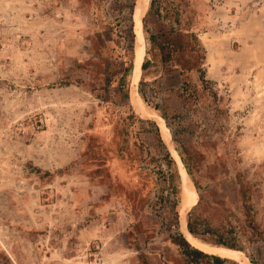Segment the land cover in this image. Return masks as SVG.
I'll list each match as a JSON object with an SVG mask.
<instances>
[{"label": "rangeland", "instance_id": "rangeland-1", "mask_svg": "<svg viewBox=\"0 0 264 264\" xmlns=\"http://www.w3.org/2000/svg\"><path fill=\"white\" fill-rule=\"evenodd\" d=\"M136 1L0 0V264H190L179 165L125 73ZM241 1L149 0L135 96L195 189L188 232L264 264V40Z\"/></svg>", "mask_w": 264, "mask_h": 264}, {"label": "bare ground", "instance_id": "bare-ground-1", "mask_svg": "<svg viewBox=\"0 0 264 264\" xmlns=\"http://www.w3.org/2000/svg\"><path fill=\"white\" fill-rule=\"evenodd\" d=\"M139 31H140V42L137 44L138 47V60L136 61V70L137 75L139 74L141 70V65L143 61L144 51H145V38L142 32V26L139 24ZM137 78L136 77L133 81V86L131 87V93L134 96L132 99L133 104L136 106V109L139 114H141L144 117L150 118L151 120L155 121L161 131V137L164 140V142L168 145L169 150L175 158L177 164L179 165V174L181 177V210H180V216L182 217V225H181V231L185 234L186 238L190 241L191 245L199 250L207 251L210 253H215L224 257L229 258L231 261L236 262L238 264H251L250 261L247 260V258L238 250H233L221 246H213L206 243L201 242L200 240L196 239L190 232L187 230V219H186V209L187 207L192 203L191 202V193L194 194L195 197V189L193 187V184L185 170L184 164L182 162V158L180 154L175 150L174 146L170 142V139L168 137V132L166 129L165 121L162 118V116L157 113L156 111L144 107L142 102H140L139 97L138 100L136 98L137 93ZM132 96V97H133ZM141 103V104H140ZM143 106V107H142ZM180 217V218H181Z\"/></svg>", "mask_w": 264, "mask_h": 264}, {"label": "trees", "instance_id": "trees-1", "mask_svg": "<svg viewBox=\"0 0 264 264\" xmlns=\"http://www.w3.org/2000/svg\"><path fill=\"white\" fill-rule=\"evenodd\" d=\"M152 4H153V2H152ZM133 32H134L133 29H131L129 32L122 33L123 35H127V37L131 38L130 49L126 50V55H128V57H130V66L125 71L126 75L129 72H131L134 68V62L131 61L135 57L134 56L135 55L134 44L132 43V41L134 42V40H135V35ZM146 68H147V63L143 66L144 70ZM109 79L110 78H107L106 81H109ZM203 80L205 81V77H203ZM150 124H152L155 127V132L157 134L159 142L164 146L165 143L163 142V140L161 138V133H160L159 127L155 123L150 122ZM166 163H167L168 170L170 171V173H172L173 164L175 162H174L170 153H167V155H166ZM170 178L172 181V185H175V183L173 182L172 174H171ZM179 180H180V178H179ZM173 187H174V194H175V198H176V201L174 203V207L176 208V211H177L176 216H177V220H178L179 212H178L177 208L180 207L179 205L181 204L180 203L181 197H180V193L178 191L177 186L175 185ZM188 228H189V232L192 235H194L195 237L202 238L206 241H211L212 243H214L218 246H221V247H225V248H229V249H233V250L239 249L236 242H234V241L230 242L229 240H226L224 235L221 234V232L218 230L210 229V228H207L206 230H199L194 226V224L192 222L189 223ZM174 242L178 246H180V249L182 251L183 256L185 257L187 262H189L190 264H230V262L228 260H224V259H221V258L216 257V256L208 255V254L194 248L188 242V240L186 238H184L183 235L176 237ZM252 263L256 264L254 261H252ZM233 264H236V263H233Z\"/></svg>", "mask_w": 264, "mask_h": 264}, {"label": "water", "instance_id": "water-1", "mask_svg": "<svg viewBox=\"0 0 264 264\" xmlns=\"http://www.w3.org/2000/svg\"><path fill=\"white\" fill-rule=\"evenodd\" d=\"M148 5H149V0H137L136 1L135 11H134V34H135V47H134L135 59H134V63H135V65H136V61L139 58V56H138V47H137V44L140 42L139 24H141L142 32H143V23H144V18H145L146 14H147ZM143 35H144V33H143ZM141 71H143V65L141 67ZM134 76H136V68H134V70H133V77H132L133 80L135 78ZM133 80L131 82V86L134 85L133 84ZM190 195H191V202H193L194 201V194L191 193ZM197 203L194 204V205H190L186 209L187 210L186 211V215L187 216L196 207ZM181 225H182V217L180 218V228H181ZM200 251H202V250H200ZM202 252H204V251H202ZM204 253H206V252H204ZM206 254H208V253H206ZM208 255H211V254H208ZM211 256H213V255H211Z\"/></svg>", "mask_w": 264, "mask_h": 264}, {"label": "crops", "instance_id": "crops-1", "mask_svg": "<svg viewBox=\"0 0 264 264\" xmlns=\"http://www.w3.org/2000/svg\"><path fill=\"white\" fill-rule=\"evenodd\" d=\"M241 3L243 6H253V8H255L253 14L249 16L248 21H245L244 24L247 25L250 22L258 23L261 43L262 40H264V0H242ZM261 54L263 55L264 53L261 51ZM260 74L262 75V71H260ZM262 84H264V82Z\"/></svg>", "mask_w": 264, "mask_h": 264}]
</instances>
